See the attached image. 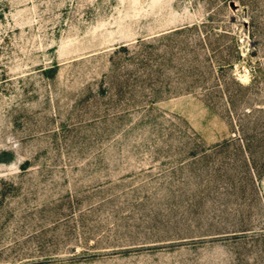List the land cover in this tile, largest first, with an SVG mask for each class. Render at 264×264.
<instances>
[{
  "label": "rangeland",
  "instance_id": "1",
  "mask_svg": "<svg viewBox=\"0 0 264 264\" xmlns=\"http://www.w3.org/2000/svg\"><path fill=\"white\" fill-rule=\"evenodd\" d=\"M0 264H264V0H0Z\"/></svg>",
  "mask_w": 264,
  "mask_h": 264
}]
</instances>
